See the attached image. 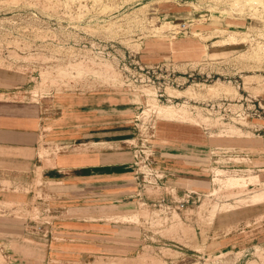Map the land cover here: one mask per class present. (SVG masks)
<instances>
[{
	"label": "rangeland",
	"instance_id": "obj_1",
	"mask_svg": "<svg viewBox=\"0 0 264 264\" xmlns=\"http://www.w3.org/2000/svg\"><path fill=\"white\" fill-rule=\"evenodd\" d=\"M173 5L185 19L163 18ZM262 5L264 0H0V69L24 77L19 87L26 90L24 100L36 102L59 93L127 94L133 100L134 118L147 109L157 118L158 144L164 146L161 128H191L200 135V149L214 153L209 170L213 181L209 177L208 184L198 188L207 194L213 190L214 196L199 208L174 217L160 233L158 244L143 242L140 221L145 212L140 209L122 214L123 220L117 218L122 222L128 219L134 226L135 247L129 260L100 255L69 264H264V249L257 247L246 254L237 247L226 254V246H221L215 234L224 218L235 229L240 220L246 225L254 216L256 221L264 220V200L249 199L264 189V172L241 156L242 144L256 134L254 130L261 129L257 134L264 135V117H252L257 103L263 105ZM212 19L241 24L226 33L218 25L210 30L213 33L200 36L203 40L220 37L209 53L212 56L180 64L147 63L139 58L153 68L149 75L137 72L134 61L136 55L141 57L142 42L195 33L196 28L208 25H186L182 32L178 25L208 24ZM131 58V83L127 86L128 75L121 68ZM32 69L34 73L29 75ZM166 108L175 114L167 117L163 114ZM46 155L43 146L40 156ZM227 168L233 171H225ZM13 177H0V264H68L61 255L46 249L45 244L52 240L48 229L56 226L51 217L57 213L44 200L39 175L32 187L26 177ZM231 177L240 185L248 182L245 187L222 188ZM216 178L221 182L217 180L213 186Z\"/></svg>",
	"mask_w": 264,
	"mask_h": 264
},
{
	"label": "crops",
	"instance_id": "obj_2",
	"mask_svg": "<svg viewBox=\"0 0 264 264\" xmlns=\"http://www.w3.org/2000/svg\"><path fill=\"white\" fill-rule=\"evenodd\" d=\"M181 14L173 5L163 18L185 19ZM212 21L191 24L208 25V31L196 28L195 33L190 29L189 34L175 33L179 36L168 39H147L141 43L139 58L147 63L203 60L211 55L220 37L203 40L200 36L213 33L210 30L220 25L225 33L241 25L229 19ZM23 81L19 72L0 69V177H26L32 187L39 175L44 200L57 213L51 217L56 226L48 229L52 237L45 244L49 253L61 255L68 264L100 255L129 260L135 247L134 226L117 217L130 215L136 207L131 146L135 109L131 96L59 93L32 102L24 100L26 90L19 88ZM262 101L264 106V93ZM160 138L164 146L157 143L156 135L155 162L167 174V185L180 191L198 190L208 184L211 152L207 154L197 145L201 140L194 129L161 128ZM43 146L47 155L41 157ZM242 148L241 156L251 159L255 169L263 173L264 135L253 134ZM255 217L248 225L238 221L236 229L229 226L228 219H222L224 225L215 234L221 246H226V254L237 247L246 254L257 247L264 249V220L259 222Z\"/></svg>",
	"mask_w": 264,
	"mask_h": 264
},
{
	"label": "built area",
	"instance_id": "obj_3",
	"mask_svg": "<svg viewBox=\"0 0 264 264\" xmlns=\"http://www.w3.org/2000/svg\"><path fill=\"white\" fill-rule=\"evenodd\" d=\"M191 24V22L179 24L178 26L180 28L178 30L180 32L187 30L188 27H186V25ZM22 56L25 57L26 54H23ZM27 57L28 56H26V58ZM132 64L131 58V60L123 63L121 68L124 75H128L124 81L127 83V86L131 83V77L129 78V75ZM134 64L137 72L145 75H149L151 69L153 68V65H143L138 55L135 57ZM79 65L81 64H77V66ZM33 73L34 70L32 69L29 72V75H32ZM257 106L258 107L255 106L256 109L252 111V117L259 119L264 117V106L261 102H258ZM148 112H150V109H147L146 113L142 112V114L134 118V135L131 146L133 151L132 170L136 184L135 211L142 209L145 212L140 221L142 233L141 237L144 243L151 246L158 244V238H161L160 233L163 231L164 227L173 222L174 217L179 216L187 209L199 208L202 202L213 197L214 193L213 190L207 194L201 190L188 188L183 189V191H179L175 187L167 185V174L160 170L156 166L155 162L157 118L153 117L152 113ZM241 119L244 120V118ZM260 130L261 129H256L254 130V133L256 132L257 134ZM213 154L214 153L211 152V157L214 156ZM225 171L231 172L233 170H228L227 168ZM209 177L210 181H213V172H210ZM113 262L115 263V261Z\"/></svg>",
	"mask_w": 264,
	"mask_h": 264
},
{
	"label": "bare ground",
	"instance_id": "obj_4",
	"mask_svg": "<svg viewBox=\"0 0 264 264\" xmlns=\"http://www.w3.org/2000/svg\"><path fill=\"white\" fill-rule=\"evenodd\" d=\"M250 2L251 3H255V2H257V0H250ZM258 3H261L260 1H258ZM262 6H264V5H262ZM234 37V36H233ZM230 39V38H229ZM231 39H232V37H231ZM225 41H223V42H226V39H224ZM228 40V39H227ZM229 41V40H228ZM160 113V112H159ZM161 113H163V112H161ZM163 114H165V115H167V117H171V116H173L174 114H175V112H174V110H172V109H170V108H166L165 110H164V113ZM179 122H181V121H179ZM184 122V121H183ZM215 176H218V175H215ZM256 177H257V175H256ZM231 179V180H230ZM232 177L231 178H229V179H226L223 183H222V188H224L223 186H226V187H228V190H229V188H230V186H243V187H245L246 186V183L248 182H244L243 181V184H239L238 182H236V180H235V182H234V180L232 181ZM235 179V178H234ZM217 180H219L220 182H221V180L219 179V178H216L215 179V183L213 184V186L216 184V181ZM241 183V182H240ZM233 187V188H234ZM241 188V187H240ZM225 189V188H224ZM216 190H219L218 188L216 189ZM222 190V189H221ZM227 190V189H226ZM214 191H215V189H214ZM218 192V191H217ZM213 193H215V192H213ZM231 196V195H230ZM249 199L250 200H252L251 202H261V201H263L264 200V189H261L260 191H258L257 193L256 192H254V194L252 195V196H249ZM237 200V202H238V198L236 199ZM244 203V202H243ZM232 206V205H231ZM233 207V206H232ZM239 207V206H238ZM234 208H237V207H235V205H234ZM239 209V208H238ZM2 214V213H1ZM124 214V213H123ZM119 216V215H118ZM125 216V215H124ZM131 216H133L132 214H131ZM112 217V216H111ZM178 217V216H177ZM109 218V217H108ZM113 218V217H112ZM111 218V219H112ZM118 218V217H117ZM179 218V217H178ZM114 219V218H113ZM109 220V219H108ZM122 220H123V218H122ZM127 221H129L128 219H127ZM177 222V221H176ZM178 224H180V222L178 223ZM171 225V224H170ZM169 225V226H170ZM172 227V226H171ZM184 231V230H183ZM185 232V231H184ZM189 232V231H188Z\"/></svg>",
	"mask_w": 264,
	"mask_h": 264
}]
</instances>
